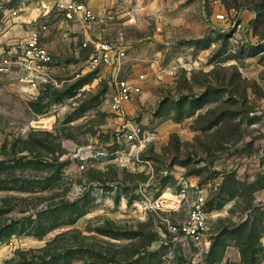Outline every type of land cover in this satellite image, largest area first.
<instances>
[{
    "label": "rangeland",
    "instance_id": "obj_1",
    "mask_svg": "<svg viewBox=\"0 0 264 264\" xmlns=\"http://www.w3.org/2000/svg\"><path fill=\"white\" fill-rule=\"evenodd\" d=\"M89 2L98 18L87 28L51 0H0V56L5 38L21 44L33 26L52 56L36 88L21 72L0 74V264H198L168 258L162 241L166 220L187 214L186 198L176 214L156 207L163 189H179V173H197L207 189L208 264H264L255 198L264 187V0ZM217 11L245 28L215 20ZM96 35L126 48L119 70L91 65L83 43ZM139 74L144 90L128 118L161 135L177 123L184 132L165 130L138 152L114 142L110 98L117 78ZM90 143L109 160L132 152L134 166L79 170L69 154ZM219 159L228 165L218 170ZM254 160L262 172L255 162L239 177L249 179L237 178ZM217 206L228 214L214 215Z\"/></svg>",
    "mask_w": 264,
    "mask_h": 264
},
{
    "label": "built area",
    "instance_id": "obj_2",
    "mask_svg": "<svg viewBox=\"0 0 264 264\" xmlns=\"http://www.w3.org/2000/svg\"><path fill=\"white\" fill-rule=\"evenodd\" d=\"M58 10L78 16L85 24L92 25L97 22V13L85 0H55ZM214 19L227 23V27L241 31L245 28L240 16L230 17L224 11H217ZM40 32L37 27H32L29 36L19 49L10 50L0 56V74H12L15 71L25 74L31 86L36 88L37 80L45 73L52 61L49 48L41 43ZM85 48L91 50V65L99 64L121 68L122 61L126 58V48L111 41L97 39L86 40ZM26 76V77H25ZM26 80V81H27ZM146 77L139 74L135 78H117L110 98V111L115 115L116 127L114 142L126 143L131 148H138V152L146 149L157 139V132L145 129L140 124L128 118L126 105L140 96L144 90ZM264 118V111H263ZM116 154L119 150L115 151ZM111 154L108 149L99 143H90L72 150L69 154L72 161H76L78 168L84 171L87 166L103 168L106 162H118L119 165L132 168L133 154L126 156L117 155L108 159ZM187 189H183L186 195ZM163 199L156 200L157 209H162ZM206 198L202 191H194L189 200L188 212L183 219L166 220V233L163 235V243L171 249L168 258L176 259L182 256L191 259L198 264H208V254L211 241L209 226L206 216Z\"/></svg>",
    "mask_w": 264,
    "mask_h": 264
},
{
    "label": "crops",
    "instance_id": "obj_3",
    "mask_svg": "<svg viewBox=\"0 0 264 264\" xmlns=\"http://www.w3.org/2000/svg\"><path fill=\"white\" fill-rule=\"evenodd\" d=\"M87 1V3H88V5L89 6H91L92 7V5H91V3L89 2V0H86ZM51 3H52V5L53 6H55V0H51ZM92 9H93V7H92ZM96 13H97V11L95 10V9H93ZM22 17V18H21ZM5 19V21H7V19H8V17H4ZM14 19H23L22 21H30V19L31 18H29V17H27V16H23V15H19V16H17V17H14ZM83 22V21H82ZM97 22H95L94 24H96ZM83 24H85L84 22H83ZM94 24H92V25H94ZM92 25H87V24H85V26L87 27V28H90ZM16 27V25L15 26H12L11 28H10V30H13L14 28ZM32 28V27H31ZM30 31V30H29ZM9 32V31H8ZM5 34H7V31H5L4 32ZM29 33L30 32H28L27 34V36L24 38V40H22L21 41V44H15L16 42H13V40L11 39H9V38H5L6 40H5V47H4V50H3V52H2V54L1 55H3L5 52H7V51H10V50H15V49H19L21 46H22V44L25 42V40H26V38L29 36ZM4 34V35H5ZM98 37V38H97ZM97 40V39H100V37L99 36H97L96 35V38H88V40ZM130 104H131V102H129L127 105H126V108H127V110H129L128 109V107L130 106ZM170 128V129H169ZM165 130H168L167 131V133H171V132H174V133H179V134H182L183 132H184V130H183V128H182V126L180 125V124H173V125H171V126H168L167 128H164V130L162 131V134H164L165 135ZM164 135H161L159 132L157 133V141H159L160 140V138H163L164 137ZM159 143V142H158ZM256 162V160H254L253 162H252V164H250L249 166H248V163H243L242 165H241V168L240 167H237V168H235V171H236V173H237V175H236V177L237 178H239L240 177V175L241 174H243L244 172H245V170L247 169V167H253L254 166V163ZM225 165H228L227 164V160H224V159H219V160H215L214 161V165H213V167L215 168V169H220L221 167H225ZM232 166V165H231ZM243 166V167H242ZM256 166H260V163L259 162H256ZM240 168V169H239ZM262 167L260 166L259 168H258V171H260V172H262ZM222 174H223V172H222ZM247 175V174H246ZM246 175H244V177L243 178H239V179H242V180H247V179H249V177H247ZM254 177V176H253ZM176 179H177V181H178V185H180V187H179V189L177 190V191H172L171 190V187H167V188H165V189H163L162 190V192H161V194L158 196V198L159 199H163V206H162V209H164V207H165V203H169V204H171L172 206L169 208L170 209V211L171 212H174V214H176V212H178L179 211V209H180V203H181V201H182V199L183 198H186V200H187V203H188V205H189V200L191 199V196L193 195V192L194 191H202V194L205 196V198H206V216H207V220H208V226H209V210H208V203H207V197H206V195H205V193H207V189L206 188H201L200 187V185L198 184L199 183V176L197 175V173H195V174H192V173H190V174H184V173H182V174H180L179 173V175H177L176 176ZM187 189L186 191H187V193H186V195H184L183 194V189ZM255 198L258 200V201H261V202H264V187L260 190V191H258V193L256 194V196H255ZM222 209V206H217L216 208H212V210H214L215 212H214V215H219L220 217H222V216H224L225 214L224 213H226L227 211H223V209ZM187 212H188V206H187ZM186 212V213H187ZM249 213H251V211H250V209L249 210H247V212H246V218L243 220L244 222L245 221H248L249 220ZM227 214H228V212H227ZM187 215V214H186ZM186 215H185V217H186ZM185 217H182V218H175V219H183V218H185ZM209 236H210V233H209ZM210 241H211V239H210ZM211 247V246H210ZM230 248H235L234 246L232 247H230ZM238 252V255H239V257H240V252H239V250L237 251ZM224 258V257H223ZM226 258H227V256H226ZM226 258H225V260H226ZM223 264V263H222Z\"/></svg>",
    "mask_w": 264,
    "mask_h": 264
}]
</instances>
